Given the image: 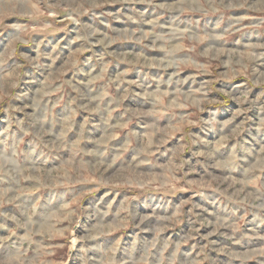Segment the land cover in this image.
<instances>
[{
    "label": "rangeland",
    "instance_id": "374dc122",
    "mask_svg": "<svg viewBox=\"0 0 264 264\" xmlns=\"http://www.w3.org/2000/svg\"><path fill=\"white\" fill-rule=\"evenodd\" d=\"M0 264H264V0H0Z\"/></svg>",
    "mask_w": 264,
    "mask_h": 264
}]
</instances>
